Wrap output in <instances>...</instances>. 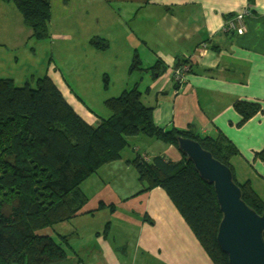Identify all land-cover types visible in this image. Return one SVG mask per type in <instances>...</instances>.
I'll use <instances>...</instances> for the list:
<instances>
[{
	"label": "crops",
	"instance_id": "0c3cea01",
	"mask_svg": "<svg viewBox=\"0 0 264 264\" xmlns=\"http://www.w3.org/2000/svg\"><path fill=\"white\" fill-rule=\"evenodd\" d=\"M117 1L134 3L128 8L137 16L144 10L142 23L159 26L166 19L170 25V34H161V42L149 46L152 62L161 59L167 69L161 75L148 73L149 85L140 88L143 104L153 108L155 125L227 137L240 151L234 160L240 182L256 181L253 188L264 200V162L255 159L264 149V0ZM246 7L245 34H226L227 16ZM199 34L202 39L191 44ZM188 62L192 68L185 81L175 85L174 71ZM239 100L259 102L263 112L239 125L241 116L234 107ZM100 112L101 118L110 116ZM83 118L99 120L92 113ZM166 145L164 154L180 161V151ZM131 147L121 160L102 166L82 184L88 197L84 212L55 225L56 235L68 239L67 252L82 259L77 264H214L168 194L160 188L143 192L128 161L138 154L151 158L136 143Z\"/></svg>",
	"mask_w": 264,
	"mask_h": 264
},
{
	"label": "trees",
	"instance_id": "16d2710c",
	"mask_svg": "<svg viewBox=\"0 0 264 264\" xmlns=\"http://www.w3.org/2000/svg\"><path fill=\"white\" fill-rule=\"evenodd\" d=\"M1 1L16 4L37 41L47 37L52 18L50 0ZM102 42L91 39L94 48L106 50L109 45L104 39ZM141 65L136 55L130 69L141 71ZM166 69L160 59L146 70L155 76ZM140 88L136 83L105 100L111 114L99 116L93 124L76 112L49 76L37 79L34 86L0 77V264L82 262L76 256L68 257L64 246L67 237L59 243L39 232L80 216L88 203L82 184L102 166L121 160L132 137L139 135L177 149L179 138L199 142L232 170L247 205L264 214V200L251 181L241 183L237 178L234 160L240 151L233 142L224 135L202 137L189 129L157 127L153 108L143 104ZM234 107L241 116L239 125L263 112L259 102L239 100ZM255 159L264 162V149ZM128 163L136 169L143 192L160 188L168 194L213 263L229 264L217 243L223 216L214 188L200 178L193 164L183 154L180 161L165 155L147 160L138 154Z\"/></svg>",
	"mask_w": 264,
	"mask_h": 264
},
{
	"label": "rangeland",
	"instance_id": "374dc122",
	"mask_svg": "<svg viewBox=\"0 0 264 264\" xmlns=\"http://www.w3.org/2000/svg\"><path fill=\"white\" fill-rule=\"evenodd\" d=\"M50 2L52 18L48 23V35L37 41L32 29L24 24L16 4L0 0V77H11L18 85L29 82L34 86L37 79L49 76L79 115L85 117L92 113L95 120L102 116L100 110L104 115L111 114L105 100L119 96L128 83V89L136 82L141 89L149 85L146 69L154 64L149 46L154 41L161 42V34H170L166 19L159 26L142 23L144 10L137 16L128 8L134 7V3L117 0ZM168 20H171L169 15ZM95 38H99L101 44L105 39L109 47L106 50L94 48L91 39ZM137 54L142 61L141 71H131ZM172 80H179L176 74ZM148 138L144 135L132 137L130 146L123 152L132 150L131 145L136 143L151 159L165 155L167 145ZM145 140H151L153 145ZM239 173L236 175L240 181ZM252 183V186L258 184ZM54 227L39 233L63 242ZM64 246L67 250V245ZM68 257L73 256L68 252Z\"/></svg>",
	"mask_w": 264,
	"mask_h": 264
},
{
	"label": "water",
	"instance_id": "95a60500",
	"mask_svg": "<svg viewBox=\"0 0 264 264\" xmlns=\"http://www.w3.org/2000/svg\"><path fill=\"white\" fill-rule=\"evenodd\" d=\"M203 36L199 34L191 44ZM178 150L214 188L223 216L217 243L229 264H264V214L259 215L243 200L232 170L195 140L179 138Z\"/></svg>",
	"mask_w": 264,
	"mask_h": 264
},
{
	"label": "built area",
	"instance_id": "2783aa9c",
	"mask_svg": "<svg viewBox=\"0 0 264 264\" xmlns=\"http://www.w3.org/2000/svg\"><path fill=\"white\" fill-rule=\"evenodd\" d=\"M250 11L249 8L246 7L233 17L226 20L223 31L230 36L239 37L245 34L246 32V18L249 15ZM191 68V64H185L182 68L177 69L174 71V75L176 74L177 80L176 82L183 83L185 81V74Z\"/></svg>",
	"mask_w": 264,
	"mask_h": 264
},
{
	"label": "flooded vegetation",
	"instance_id": "af4514ba",
	"mask_svg": "<svg viewBox=\"0 0 264 264\" xmlns=\"http://www.w3.org/2000/svg\"><path fill=\"white\" fill-rule=\"evenodd\" d=\"M146 73H149V71H148V70H146Z\"/></svg>",
	"mask_w": 264,
	"mask_h": 264
}]
</instances>
